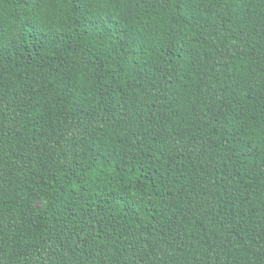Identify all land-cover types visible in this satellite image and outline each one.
Segmentation results:
<instances>
[{
  "label": "trees",
  "instance_id": "16d2710c",
  "mask_svg": "<svg viewBox=\"0 0 264 264\" xmlns=\"http://www.w3.org/2000/svg\"><path fill=\"white\" fill-rule=\"evenodd\" d=\"M0 264H264V0H0Z\"/></svg>",
  "mask_w": 264,
  "mask_h": 264
},
{
  "label": "snow or ice",
  "instance_id": "6c2138e0",
  "mask_svg": "<svg viewBox=\"0 0 264 264\" xmlns=\"http://www.w3.org/2000/svg\"><path fill=\"white\" fill-rule=\"evenodd\" d=\"M107 0H84L85 5L87 6L88 4H96V3H106Z\"/></svg>",
  "mask_w": 264,
  "mask_h": 264
}]
</instances>
